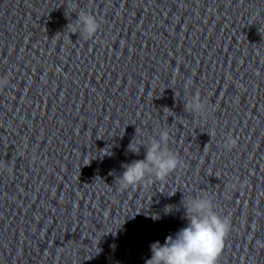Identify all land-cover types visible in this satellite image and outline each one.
<instances>
[{
  "label": "clouds",
  "instance_id": "1",
  "mask_svg": "<svg viewBox=\"0 0 264 264\" xmlns=\"http://www.w3.org/2000/svg\"><path fill=\"white\" fill-rule=\"evenodd\" d=\"M67 27L71 28L72 34L88 39L96 35L100 23L89 12L80 10L76 13V19L68 23ZM7 84L6 78H0V89ZM184 110L204 119L210 115L208 105L201 100L198 93L185 102ZM168 140L169 133L166 129L159 131L158 138L149 137L143 145L146 149L144 158L122 165L124 171L115 179L119 189L151 183L153 178L163 180L175 171L181 165V161L168 149ZM235 144L234 138L226 137L227 149L230 150ZM128 151L135 154L140 152L132 142L128 145ZM3 167L4 165L0 163V168ZM181 205L184 209L183 218L188 221L187 226L180 229L174 237L169 235L163 244L159 241L152 243L151 258L147 259L145 264H218L225 238L231 228L230 218L216 210L217 206L209 195L198 194L193 197L183 193ZM172 210L171 205L165 208L167 213ZM152 218L159 217L153 215Z\"/></svg>",
  "mask_w": 264,
  "mask_h": 264
}]
</instances>
